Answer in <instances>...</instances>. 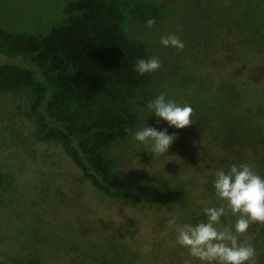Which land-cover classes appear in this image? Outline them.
Instances as JSON below:
<instances>
[{
	"label": "trees",
	"instance_id": "trees-1",
	"mask_svg": "<svg viewBox=\"0 0 264 264\" xmlns=\"http://www.w3.org/2000/svg\"><path fill=\"white\" fill-rule=\"evenodd\" d=\"M169 33L183 50L160 46ZM255 54H264V0H0V97L14 105L8 119L27 121L35 144L59 148L97 195L123 207L173 209L177 223L203 222L202 208L218 206L217 168L248 163L264 177V91L256 90L264 61L254 63ZM150 57L160 68L137 75L136 60ZM234 62L226 75L205 71ZM161 92L191 106L189 126L157 124L147 112ZM144 123L174 134L167 156L154 159L132 139ZM176 155L183 158L170 162ZM19 172L0 165V223H16L0 229V253L9 249L0 264L136 263L125 244L88 240L92 226L64 218L44 227L32 204L29 215L17 210L18 196L29 195ZM232 217L221 221L231 227ZM245 240L264 264V224L251 223L238 237ZM168 264L197 263L177 257Z\"/></svg>",
	"mask_w": 264,
	"mask_h": 264
},
{
	"label": "rangeland",
	"instance_id": "rangeland-1",
	"mask_svg": "<svg viewBox=\"0 0 264 264\" xmlns=\"http://www.w3.org/2000/svg\"><path fill=\"white\" fill-rule=\"evenodd\" d=\"M217 59L223 61L224 58L221 55ZM250 59L254 63L264 61V54L252 55ZM236 65L234 62L223 68L209 66L205 71L218 77L231 73ZM256 90L264 91V82ZM13 106L8 99L0 97V109L4 113L0 117V128L7 125V131L0 133V165L15 173L20 171L18 179L22 192L29 193L18 196V203L14 205L17 210L29 215L28 205L32 204L33 213H36L44 227L54 226L65 219L79 226H92L94 233L88 235V240L96 243L110 240L125 244L137 256L135 264H168L169 259L174 263L177 257L186 261L193 259L186 249L175 242V225L168 223L173 216L177 218L173 209L159 208L155 203L143 209L123 207L97 195L89 184L79 182L80 171L59 148L35 144L29 135L31 127L27 121L18 116L8 119V111H12ZM15 133H18L19 140L12 139ZM182 158L178 155L168 157L170 162ZM139 166L137 164L136 168ZM197 191L198 188L194 193ZM198 202L201 203V199ZM6 217L10 218V215ZM127 221H133V226L127 228ZM15 224L5 218L0 223V229L9 232ZM221 226H225L222 221ZM6 249V245L2 246L0 254ZM59 263L70 264L68 258ZM196 263L199 264L197 260Z\"/></svg>",
	"mask_w": 264,
	"mask_h": 264
},
{
	"label": "clouds",
	"instance_id": "clouds-1",
	"mask_svg": "<svg viewBox=\"0 0 264 264\" xmlns=\"http://www.w3.org/2000/svg\"><path fill=\"white\" fill-rule=\"evenodd\" d=\"M154 21L148 19L146 27ZM160 46L183 50L184 43L173 33L161 35ZM156 57L138 58L133 71L140 76L156 72L160 68ZM146 110L157 119V124L165 122L168 127L183 129L192 123V108L188 104H178L164 92L148 101ZM132 139L147 146L155 158L167 156L175 136L166 129L147 127L146 123L135 129ZM213 194L218 206L202 208L205 221L195 224H177L176 217L169 219L175 225V242L187 250L190 257L199 264H256L255 248L238 237L245 235L251 223L264 224V177L255 172L248 163L231 164L226 169L217 168L213 173ZM226 214L235 217L231 227L221 226V218Z\"/></svg>",
	"mask_w": 264,
	"mask_h": 264
}]
</instances>
